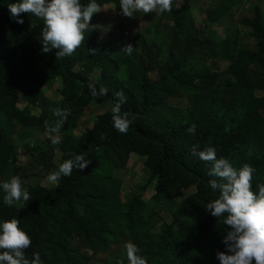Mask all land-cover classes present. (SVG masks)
<instances>
[{
	"label": "trees",
	"instance_id": "1",
	"mask_svg": "<svg viewBox=\"0 0 264 264\" xmlns=\"http://www.w3.org/2000/svg\"><path fill=\"white\" fill-rule=\"evenodd\" d=\"M241 1L215 0L200 21L186 1L178 10L156 11V29H137L136 46L117 31L101 39L94 14L81 45L72 55L57 57L58 49L42 51L43 19L21 13L24 23H16L7 7L15 0H0V181L19 176L20 143L32 140V130L48 147L33 154L25 170L40 166L47 176L74 154L92 160L48 186L20 176L30 192L27 202L7 206L0 191V220L18 218L31 237L26 255L38 251L44 264H87L100 254V264H128L124 245L131 241L148 264H220L216 253L226 250L221 241L228 226L205 209L218 193L208 184L210 162L193 149L211 146L237 168L250 164L256 169L253 190L264 184V16L243 20L251 44L240 42L231 29L224 38L205 35ZM97 3L121 10L119 0ZM129 43L131 55L122 50ZM164 50L168 56L161 59ZM216 60L227 61V68H217ZM57 81L48 98L44 90ZM90 84L97 93L106 87L107 94L93 96ZM117 91L126 96L121 113L132 120L127 133L112 124ZM57 107L70 108L71 114L52 134L60 141L52 143L48 128L58 119L52 111ZM87 108L95 119L77 132ZM193 123L194 134L187 131ZM56 149L60 163L54 160ZM132 154L142 158L150 176L125 198L120 171ZM181 191L187 195L176 199Z\"/></svg>",
	"mask_w": 264,
	"mask_h": 264
},
{
	"label": "clouds",
	"instance_id": "2",
	"mask_svg": "<svg viewBox=\"0 0 264 264\" xmlns=\"http://www.w3.org/2000/svg\"><path fill=\"white\" fill-rule=\"evenodd\" d=\"M174 0H119V7L123 15L133 17L136 13L159 11L161 13L173 9ZM9 18L16 23L23 24L21 13H32L44 21L41 30L42 51L51 52L58 49L57 57L70 56L85 40V31L89 29L94 14L101 11L97 0H15L8 4ZM122 50L131 55L134 47L126 44ZM94 53L96 49H89ZM93 96L106 95L108 89L101 86L99 93L94 85H89ZM119 99L113 104L112 124L120 133H127L132 120L127 112L121 113L122 104L126 102L123 91L114 93ZM56 119L54 126H49L48 135L52 143L60 141L59 133L64 121L71 114L70 108H55L52 110ZM195 133L196 124L187 129ZM193 154L201 160L210 162L208 184L218 193L217 198L207 202L205 209L210 215L221 218L228 226L222 237L225 251H217L216 257L220 264H264V184L253 190V174L256 169L250 164L235 167L226 157H217L214 147L203 150L193 149ZM92 160L85 155L74 154L64 160L58 170L49 174L51 182H57L63 176H70L73 169L83 171ZM218 177L219 180L214 178ZM0 191L3 192V203L13 206L17 202L30 200V192L23 185L19 176H12L9 180L0 181ZM226 214V215H225ZM18 218L0 220V264H44L38 251L26 255V249L31 247L30 235L22 229ZM128 264H148L145 256L140 255V248L134 242L128 241L124 245ZM119 264V261L117 262Z\"/></svg>",
	"mask_w": 264,
	"mask_h": 264
},
{
	"label": "rangeland",
	"instance_id": "3",
	"mask_svg": "<svg viewBox=\"0 0 264 264\" xmlns=\"http://www.w3.org/2000/svg\"><path fill=\"white\" fill-rule=\"evenodd\" d=\"M189 3L192 6V12L194 17L197 21L205 20L207 18V9L208 7L215 1V0H174L173 2V9H179L183 2ZM257 4L258 7H254L253 4ZM254 4V5H255ZM111 3H107L101 5V11L96 13V17L94 22L96 25L102 28L100 37L103 40L110 39L111 33H123L124 37H126L133 45L137 43L135 41V37H133L134 32L137 29H141L144 31L146 28L148 31L155 28L153 19H156L157 12L150 11L148 13H136L133 17H127L122 14L121 10ZM161 15V14H160ZM258 15L264 16V0H242L240 5L234 7L222 20L221 22H214L209 25V27L205 30V35H210L211 37H218L224 38L227 35L229 29H231L234 35L239 36L240 42H244L246 44H251L254 42V39L250 33L249 28L244 25L243 20L248 19L249 21L254 20L257 18ZM156 22V21H155ZM153 27V28H152ZM156 29V28H155ZM161 32L158 33V36L161 39L165 37L164 31L160 30ZM150 34V32H148ZM135 42V43H134ZM166 49H167V41H165ZM136 46V45H135ZM168 52L167 50L163 51V55L161 57H167ZM215 66L221 70H225L227 68V61L225 60H216L214 62ZM152 78L157 76L156 71L150 73ZM60 83L57 81L53 89H45L44 94L51 98L54 95V92L57 90V87ZM21 105H23L21 103ZM89 108L86 109V111ZM98 110L94 109L95 111L103 110L101 107L97 108ZM93 110V111H94ZM85 111V112H86ZM92 110H88L87 113H84L82 122H77L76 131L83 132L87 126H89L93 120L95 119V115ZM34 113H39L38 108H34ZM82 118V117H81ZM32 137L26 144L20 143L21 152L19 154V158L16 161V164L21 166L19 177L22 176L23 178L30 180V181H38L41 182L43 185H50L51 181H49L48 176H45V172L42 169H39L40 166L31 167L33 168L32 171H28L27 166L32 159V155L36 154V152L41 148L47 149V144L43 140V136L39 135L37 130L31 131ZM126 168L123 171H120V175L124 178L125 187L123 189V193L125 198L130 194V191L133 187L137 188L144 184V182L150 176L149 171L145 168L143 164L142 158L135 156L134 154L131 155ZM61 153L60 151H55L54 160L60 163ZM135 159L137 161L135 162ZM135 162V163H134ZM61 164V163H60ZM27 167L28 170H25ZM154 192V187L152 186L147 191H145L146 198L150 197ZM187 195V192L181 191L180 193L175 194L176 199H182L184 196ZM170 214L165 213V218L170 219ZM90 254H92L91 248H88ZM100 250V249H99ZM126 254V251H124ZM103 260V257L99 255H92V260L87 264H100Z\"/></svg>",
	"mask_w": 264,
	"mask_h": 264
}]
</instances>
